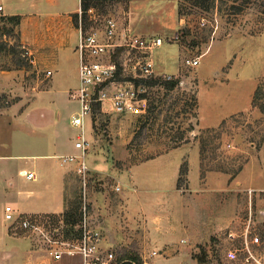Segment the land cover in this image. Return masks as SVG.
<instances>
[{
    "label": "rangeland",
    "instance_id": "1",
    "mask_svg": "<svg viewBox=\"0 0 264 264\" xmlns=\"http://www.w3.org/2000/svg\"><path fill=\"white\" fill-rule=\"evenodd\" d=\"M31 2L44 4L9 0L7 11L25 12L35 19L39 13L29 8ZM54 2L56 8L70 10L79 0ZM98 4L125 28L162 37L164 44L154 53L157 74L178 70L174 75L183 83L171 90L155 80L139 85L148 105L143 116L109 112L93 113L92 122L86 119L91 146L85 190L78 163L61 162L62 156L78 153L74 143L81 132L71 124L78 110L73 97L79 86L78 37L69 35L66 46L52 48L41 46L36 36L33 45L22 37L21 25L0 10V264H76L68 256L55 260L51 251L77 236L85 197L92 220L105 238L109 229L108 238L113 240L109 249L119 256H139L143 264H192L188 254L168 256L159 240L188 246L210 219L211 224L232 213L233 219L199 248L195 264H264V171L258 163L264 146V0H203L204 6L196 0ZM72 19L78 26V15ZM192 58H199L200 64L186 65L185 60ZM130 76L126 73L125 79ZM198 91L210 109L245 108L252 93L251 107L217 128L200 129ZM193 141L202 150L203 174L207 169L231 174L233 210L219 202L211 210H194L170 189L182 150L143 163ZM41 154L55 155L33 157ZM251 160L239 181L238 174ZM186 164L185 160L177 184L184 191ZM133 170L137 190L124 191ZM22 171H35L38 180L32 184L21 180ZM117 186L123 188L116 190ZM51 203L62 208L24 209ZM7 205L16 207L15 220H5ZM154 216L162 231L154 228ZM144 222L149 223L150 241ZM154 250L158 255H151Z\"/></svg>",
    "mask_w": 264,
    "mask_h": 264
},
{
    "label": "built area",
    "instance_id": "2",
    "mask_svg": "<svg viewBox=\"0 0 264 264\" xmlns=\"http://www.w3.org/2000/svg\"><path fill=\"white\" fill-rule=\"evenodd\" d=\"M92 1L94 3L87 9L80 7L78 11L79 86L73 94L78 110L71 119V124L81 129L74 143L78 153L61 157L62 163H78L77 171L85 190L90 170L86 154L91 146L86 137V119L90 118L92 122L93 113L109 112L143 116L148 105L139 85L159 77L167 80L178 78L174 74H157L154 53L164 44L162 37L125 28L118 18L106 15L99 6L98 3L104 0ZM0 10H3L1 5ZM185 64L196 67L200 59H186ZM126 73L131 74L129 79H125ZM182 83L180 79L179 84ZM20 174L27 180H38L35 171H22ZM120 188L117 186L116 190ZM4 214L6 220H15L12 205L5 206ZM91 217L85 197L78 234L71 241H63L59 249L51 251L54 259L58 261L68 256L80 259L79 264H123L125 259L122 256L103 246V231ZM23 225L27 227L28 221L25 220Z\"/></svg>",
    "mask_w": 264,
    "mask_h": 264
},
{
    "label": "crops",
    "instance_id": "3",
    "mask_svg": "<svg viewBox=\"0 0 264 264\" xmlns=\"http://www.w3.org/2000/svg\"><path fill=\"white\" fill-rule=\"evenodd\" d=\"M3 3V9L5 15H20L21 16V32L22 37L25 40L32 42L33 45L36 43V36L40 39H37L38 43L43 46H50L52 48H62L67 45L68 43V37L70 36H76L79 37V32L77 26L74 25L72 15L77 14L80 7H81V0H79V3H77V6L70 10H63L56 8V2L55 0H43V6H36L34 2H31L29 5L30 9H37L39 15L34 19H29L30 16L28 13L25 12H16L11 9L8 1L9 0H0ZM53 1V2H52ZM48 3V4H47ZM32 4V5H31ZM54 6H52V5ZM56 4V5H55ZM36 7V8H35ZM135 15V14H134ZM29 16V17H27ZM136 18V17H135ZM29 19V20H28ZM37 30V34L35 33L34 29ZM146 28V27H145ZM78 41V39H77ZM159 73H164L162 70H158ZM179 71L176 70L175 72L169 73V74H177ZM79 74V72H78ZM199 75V73H198ZM224 80V79H223ZM197 101H198V121L197 126L200 129H213L219 127L223 121L227 120L229 117L233 116L234 114H237L239 112L246 111L251 107L252 103V93L251 98L249 99L248 106L245 108H238L234 107L229 110H218L219 108L213 107L209 108V105H204V102L201 98V95L199 94V91L197 92ZM176 150H182L181 158L178 164L175 166L176 171L174 170L172 178L170 183H172L171 190L179 194V199L183 201H187L185 203L188 206H192L194 210H211L214 207H217V203L224 205L226 204V207L233 210V179L229 172L215 170V169H207L205 171V174H203V164H202V150L197 141H193L191 143H184L181 146L175 147L168 152H165L163 154L158 155L157 157L151 158L148 161H145L143 163H147L149 161L155 160L158 157H162L163 155L176 151ZM55 154H41V155H35L33 157L38 159L43 158H53ZM188 162V187L184 190H181V188L178 187V179L181 171V166L184 161ZM254 160H251L249 165H247L241 172L238 174V180L242 178L243 174L247 171V169L252 166ZM261 161L264 164V146L261 150ZM259 161V167L261 171H264V166ZM141 163V164H143ZM141 164L137 165L135 169L140 166ZM134 169V170H135ZM133 170V175L130 180V183L124 182L126 185L123 189L124 191L128 190V188H133L137 190V182L138 177L135 176ZM21 180L26 181L27 183H33L35 181L27 180L25 177H20ZM123 183V182H122ZM123 188V187H122ZM121 188V189H122ZM121 190L120 192H122ZM131 192L128 191L127 195H130ZM137 193V192H136ZM135 193V194H136ZM133 194V192H132ZM134 194V195H135ZM126 195V196H127ZM125 196V192H124ZM220 196V197H219ZM128 198V197H127ZM195 201V202H193ZM193 203V205H192ZM10 204V203H9ZM183 206H186V205ZM61 205H57L56 208H54V204H39V205H26L25 210L26 212L30 210L42 212V211H48L51 209L59 210ZM16 208L15 206H13ZM154 219V228L156 230L162 231V226L159 225V221L157 216ZM5 218V214H4ZM233 219V214L229 213L223 218H216L212 220V223L210 224L209 220L207 224L205 225L204 230L201 233H198L196 235H193L190 244L188 246L178 247L171 245L172 242L168 241H162L164 248L162 251H165L167 255H171L173 252L176 254H188L192 259V264H195V254H197V251L202 245H206L207 242L210 241L211 235L219 229V227L223 224L229 223L230 220ZM6 220V219H5ZM146 234V240L150 241V237L148 235L149 231V223H143ZM109 229L106 232V238L103 234V246L105 248H110L109 246L112 244L113 240L108 238ZM155 248V247H154ZM155 251V250H154ZM160 251V252H162ZM154 253V252H153ZM151 255H158V252L156 254ZM173 255V254H172ZM141 256L145 259V255L141 253ZM73 261L76 262V264H79V260L77 257H69ZM145 264H154L153 262L148 263L146 261Z\"/></svg>",
    "mask_w": 264,
    "mask_h": 264
},
{
    "label": "trees",
    "instance_id": "4",
    "mask_svg": "<svg viewBox=\"0 0 264 264\" xmlns=\"http://www.w3.org/2000/svg\"><path fill=\"white\" fill-rule=\"evenodd\" d=\"M91 1L92 0H81V7L83 9H87V7L91 4ZM202 1L203 0H196V4H201L202 5ZM249 2V1H247ZM204 6V5H202ZM78 15V13L76 14ZM9 19L13 20L16 24H20L21 22V17L20 15H12L9 17ZM153 81V80H152ZM155 81H161V83L164 84V86L166 88H168L169 90L171 89H174L176 86L179 85L180 83V79L177 78V79H172V80H167V79H163L162 77H159L157 78ZM258 90H259V86L257 87V89L255 90V95H254V99H253V105H254V102L256 101V96L258 94ZM198 116V115H197ZM226 122L223 121L222 124H224ZM221 124V125H222ZM220 125V126H221ZM186 171L188 172V164H186ZM184 173L183 172V165L181 166V171H180V175ZM123 259H125L124 263L123 264H143V262L141 261L140 257L139 256H129V257H123Z\"/></svg>",
    "mask_w": 264,
    "mask_h": 264
}]
</instances>
